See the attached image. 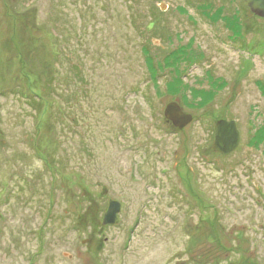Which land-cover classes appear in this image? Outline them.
<instances>
[{
    "label": "rangeland",
    "instance_id": "rangeland-1",
    "mask_svg": "<svg viewBox=\"0 0 264 264\" xmlns=\"http://www.w3.org/2000/svg\"><path fill=\"white\" fill-rule=\"evenodd\" d=\"M218 119L239 135L226 155ZM0 264H264V17L0 0Z\"/></svg>",
    "mask_w": 264,
    "mask_h": 264
},
{
    "label": "water",
    "instance_id": "water-1",
    "mask_svg": "<svg viewBox=\"0 0 264 264\" xmlns=\"http://www.w3.org/2000/svg\"><path fill=\"white\" fill-rule=\"evenodd\" d=\"M249 10L259 16L264 17V0H244ZM164 117L177 128L182 127L190 121L191 115L185 113L175 101L168 102L163 109ZM238 131L234 123L223 119H218L213 126V146L222 155L231 152L238 144ZM119 202L109 199L105 212L103 213L102 223L111 224L117 220Z\"/></svg>",
    "mask_w": 264,
    "mask_h": 264
}]
</instances>
